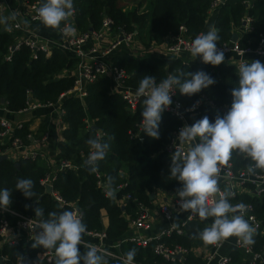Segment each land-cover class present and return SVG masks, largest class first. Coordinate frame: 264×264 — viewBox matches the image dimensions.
Listing matches in <instances>:
<instances>
[{"label": "trees", "instance_id": "trees-1", "mask_svg": "<svg viewBox=\"0 0 264 264\" xmlns=\"http://www.w3.org/2000/svg\"><path fill=\"white\" fill-rule=\"evenodd\" d=\"M39 1L40 5L45 0ZM122 0H73L74 27L79 32L96 31L101 27L104 18L112 20L111 33L115 34L119 28L127 33H135V39L148 51L152 44L159 45L167 37H174L184 28L187 37L194 38L203 32L208 17L211 0H130L131 8L124 9L126 3ZM129 3V2H127ZM251 17L254 20V32H241L237 44L240 48L248 46L255 48L264 36V0H224L218 8L214 19V27L220 37L217 46L228 43L233 33L238 34L243 18ZM63 24V22H62ZM61 24V25H62ZM18 31L8 32L0 26V105L2 100L6 109L11 113L27 108L28 103L37 101L40 104H59L63 111L62 122L64 127L57 142V153L53 160L57 164L60 160H69L75 169L51 170L45 161L38 155L31 159L21 157L16 160L4 159L0 161V190H11V207L22 214H29L40 221L47 219L50 212L60 213L72 211L74 206L80 213L82 223L87 230L103 231L107 242H119V253L126 258V253L135 248L137 250L135 262L142 264H179L177 261L162 259L154 252L156 243L162 242L169 246L179 245L194 250L205 245L200 239L193 238L194 233L203 230L207 225L198 216L187 222L186 235L171 233L159 241H150L145 247L130 241H121L130 234L129 224L141 212L139 205L146 208L153 207L150 195L157 190L176 194L181 184L169 175L171 156L164 149L169 142L171 133L178 126L179 121L164 112L159 124V139L144 136L142 142L131 137L129 132L137 130V124L142 120L143 103L131 112L118 92L112 91L111 79L102 76L84 86L83 98L77 92H71L75 87V76L72 74L77 68L78 59L68 51L59 47L51 49L49 56L36 49L31 50L22 45L11 51L15 45ZM9 57V59H7ZM113 65L123 69L126 78L124 84L138 89L139 81L143 76H154L156 82L166 78L169 73H195L204 71L216 81L215 84L203 89L191 97L182 95L175 89L174 98L185 108L192 107L199 96L205 93L213 102L214 107L206 113L191 116L195 122L208 116L214 122L216 116L224 115L219 108L231 107V90L238 86V68L235 64L221 63L218 66L204 64L201 60L185 61L173 58L166 61L162 57L146 54L143 57L111 55ZM46 121L33 134L40 137L48 131ZM105 134L103 140L109 144L104 160L98 163L100 170L105 174L108 186L109 177L112 178L111 188L115 191V198L106 196L96 185L94 173H89L85 166V158L89 151L87 140L95 138L96 132ZM30 122L22 123L20 128L13 131L24 144L29 145L27 137ZM4 148V145H0ZM234 172L254 164L245 154L233 150L228 161ZM53 171V189L58 192L63 203L56 201L50 193H45V187L40 181ZM255 173L264 174V170L256 169ZM19 179H31L34 182L32 199H26L22 192L15 189ZM120 186L119 189L117 187ZM249 192H240L234 197L229 196L232 205L240 203L252 205L247 211L259 220L264 219V190L254 195V186L247 183ZM130 199L120 202L124 196ZM38 201V203H37ZM25 205H28L26 208ZM43 209V217H35L34 209ZM105 212L107 224L104 225L101 213ZM0 214V219H1ZM10 225H14L17 218L7 215ZM263 222V221H262ZM264 223L255 231L252 244L254 252L263 253L264 257ZM33 240L22 245L4 243L0 247V255H7L3 264H16L18 258L25 256L37 264H55V257L50 263L37 258L41 248H32ZM81 252L87 247L78 245ZM54 251V250H53ZM55 252V251H54ZM114 252H116L114 250ZM228 264H251L239 250H232ZM108 264H122L118 258L105 257ZM201 255L189 253L186 264H200ZM264 264V263H263Z\"/></svg>", "mask_w": 264, "mask_h": 264}, {"label": "clouds", "instance_id": "clouds-1", "mask_svg": "<svg viewBox=\"0 0 264 264\" xmlns=\"http://www.w3.org/2000/svg\"><path fill=\"white\" fill-rule=\"evenodd\" d=\"M74 11L73 0H45L38 7L37 14L46 28L59 29L69 36L75 31L67 23ZM9 19H15V14L0 17V23ZM62 22L65 24L63 28ZM219 39L218 31L210 26L206 34L200 33L195 37L188 51L194 59L199 57L204 64L218 66L225 59L224 51L217 47ZM238 77V86L231 90L232 103L227 113L218 114L214 122L204 116L191 126H183L177 138L181 144H188L189 150L186 153L177 150L171 156L169 175L181 184L176 192L180 212H190V218L198 216L201 221L212 218L210 226L193 235L205 245L217 244L233 236L245 246L255 243V229L243 215L246 206L243 203L232 205L229 202L231 194L227 191L221 193L218 186L219 165L227 164L233 150L254 162L249 166L250 173L256 169L264 170V64L259 60L243 63L239 66ZM215 82L204 71L169 73L159 83L154 76H143L136 91L137 97H144L140 122L142 132L159 139L162 114L172 104L175 89L191 97ZM197 105L198 102L189 110H194ZM197 138L199 142L191 146ZM86 143L89 154L85 166L91 174L98 171V163L105 159L109 144L102 136L89 138ZM111 183L112 178L109 177L107 196L115 198ZM33 188L31 179H19L15 184V189L26 199L36 196ZM10 196L11 190H0V209H7L11 203ZM34 211L35 217H43L42 208L37 207ZM37 226L39 231L31 237L32 248L54 250L55 264H108L94 245L80 251L78 245H81L87 225L82 223L76 211L50 212L48 218L41 219ZM136 252L135 248L130 249L123 264H133Z\"/></svg>", "mask_w": 264, "mask_h": 264}, {"label": "built area", "instance_id": "built-area-1", "mask_svg": "<svg viewBox=\"0 0 264 264\" xmlns=\"http://www.w3.org/2000/svg\"><path fill=\"white\" fill-rule=\"evenodd\" d=\"M7 0H0V17L1 12L3 11V6ZM23 7V12L30 18L33 22H40L37 9L40 6L39 1L28 2L27 0H20ZM224 3V0H211L210 9L218 10V8ZM75 15V13H74ZM74 15L69 18L68 26L74 28V33L69 36H65L59 29L58 33L63 43V48L65 51L71 52L77 59L78 65L77 68L73 71L72 74L75 76V87L71 92H77L80 98H83L85 95L84 86L88 82H93L102 76H108L111 79L112 83V91L118 92L125 101L128 109L133 112L137 109L139 103H141L144 97H137L136 91L137 89L132 88L131 86H127L124 84V80L126 78V74L123 69H120L112 64L110 57L120 46H124L128 48L130 51L133 50V55L139 54L137 47H139V42L135 39V33H127L121 28L117 30L113 36H115L113 42L109 43V35H111V26L112 20L109 18H104L99 30L92 31L89 30L87 32H79L74 27ZM254 20L251 17L243 18V23L241 26V32H254ZM2 23H0L1 25ZM65 27V24L61 25V28ZM6 29V27H5ZM8 32L21 31L22 27L20 23L14 21L8 29ZM33 38H18L15 42V45L10 49L13 51L21 47L22 45L28 47L31 50L39 49L47 56L50 55L51 49L47 48L42 44L40 39L36 35H32ZM241 36V35H239ZM238 36V38H239ZM195 39L187 37L184 33V28L180 27V33L177 36L169 37V40L161 43L162 50L164 51V55L172 56L175 58L191 55L188 49L192 41ZM90 41H96V44H90ZM103 41H106V45L100 46ZM137 41L138 45H135ZM238 41V40H237ZM237 41L231 43H224L220 46H217L218 49L223 50L224 54L230 53L235 55L234 63L229 62L230 64H235L239 69V66L243 63H251L252 61L247 59L249 55H256L264 57V36H260V40L255 48L250 46L246 48H240L237 44ZM152 44L150 49L147 52H152L155 47L161 46ZM142 48L141 51L145 54L146 50L140 45ZM136 49V50H135ZM9 59V57H7ZM264 64V61L261 62ZM159 83V82H157ZM175 92L172 94V104L167 108L164 112L168 113L175 117L179 124L171 133L169 142L165 145L164 149L167 153H174L179 150L186 153L189 150L188 144H181L179 139L177 138L179 135L180 129L185 126H191L193 122L190 121L191 116L206 113L208 109L213 108L212 100L205 94L202 93L195 104L198 105L194 110L192 107L185 108L182 103L174 98ZM40 104L37 101H32L28 103L27 108L24 110H35L38 108H56L55 112H52L55 115L61 117L63 111L60 108V105L57 104ZM24 110L18 111L16 113H20ZM3 112V114H1ZM11 113L6 109L4 102L0 105V145H4V148H0V156L6 155L7 159L16 160L21 157H28L31 159L36 158L40 155L41 159L45 158V153L42 151V147L47 145L50 134L48 131L42 134L40 137L35 138L33 133H29L27 137L30 139V144L26 145L19 138L13 135L14 129H18L21 127L22 123L14 125L10 119L6 117V114ZM141 122V121H140ZM140 122L137 124V130L133 132H129L131 137H135L138 141L142 142L144 140L145 133L142 132ZM63 123V122H62ZM102 136L104 138L105 134L101 131L96 132V137ZM199 142V138L193 142L191 146H195V143ZM40 146V147H39ZM89 151L86 155L85 161L87 160ZM48 167H56V170H65V169H75L72 163L69 160H60L57 164L52 166V163L46 161ZM225 165V166H224ZM221 171L218 174V178L220 179V183L218 184L221 193L227 191L231 195L230 197H234L236 194L240 192H249V190L245 187V184L249 183L254 186V191L252 193L254 195H259L264 190V174L259 173H250L249 167L241 169L240 171L234 172L232 170L231 163L227 162V164L219 165ZM54 171V170H53ZM53 171L47 175L44 179L40 181L41 185L46 187L50 186L51 196L58 201L59 203H63L61 197L58 192L53 189V179L54 174ZM96 179V185L101 189V191L107 196L108 186L105 182V174L100 170L98 165V171L94 173ZM120 186L117 187L119 189ZM130 196H124L120 201L128 200ZM167 201L161 203L158 207V213L161 214L165 219L170 220L171 214L170 209H179V198L176 194L172 192H168ZM246 207L243 210L244 218L249 222L250 226L256 230L259 229L260 225L264 223V219L261 221L255 218L254 215L248 214L247 211L252 209V205L244 204ZM141 208V212L139 215L130 222L128 231L130 234L126 235L123 241H130L133 243H137L142 247H145L150 241H159L162 237L168 236L171 233H175L177 235H186L185 226L187 222L193 219L195 216H191V213L188 212L187 218L180 221L178 224H170L166 229H163L159 234H155L152 237H144L141 236L140 230H148L151 227L149 221V213L148 208L139 205ZM72 211H76L80 216L79 211L74 206ZM239 209L237 212L239 213ZM1 219H0V247L4 243L12 244V245H21V237L24 239V242L32 240L31 237H34L36 232L39 231L38 223L39 221L32 218L29 214H22L9 205L7 209H0ZM7 215L16 217L17 220L14 225H10ZM264 233V230H262ZM21 241V242H20ZM225 240L212 244L210 246H202L196 248L194 250L186 249L179 245L169 246L165 243L158 242L154 247V252L156 255L160 256L162 259L177 261L179 264H186V257L189 253L199 254L203 257V262L201 264H228L229 263V255L220 254V249L222 248V244ZM81 245L87 247L88 245H94L99 249L100 254H103L104 257L110 258H118L121 260L123 264L124 257L121 256V253L117 252L120 249V241L119 242H107V236L105 232L100 231H91L87 230L85 234L82 236ZM235 249L239 250L245 259L249 260L251 264H263L264 257L261 252H254L252 245H243L242 242L238 243V240H235L234 243ZM114 250L116 252H114ZM37 258L39 260H46L47 263H50L52 259L55 257V252L53 250H45L44 252H38ZM24 258H18L16 260V264H24ZM0 259L6 261L7 255H0ZM32 264H37V262H31ZM133 264H142L138 262H133Z\"/></svg>", "mask_w": 264, "mask_h": 264}, {"label": "crops", "instance_id": "crops-1", "mask_svg": "<svg viewBox=\"0 0 264 264\" xmlns=\"http://www.w3.org/2000/svg\"><path fill=\"white\" fill-rule=\"evenodd\" d=\"M13 14H15V19L6 20L0 26L1 27L5 26L6 29H8L14 21H17L18 23H20L22 27V30L18 31L19 38H22V39L23 38L24 39L33 38L32 35H36L40 39L42 44L46 46L47 48L52 49L54 47H59L64 50V48L62 47L63 43L58 33V29L46 28L41 22L31 21L30 18L25 14V12H23L22 3L20 0H7L6 3L4 4L3 11L1 12V17H11ZM216 14H217V10H212L208 12V17L205 23V27H204L203 32L201 33L206 34L210 26H214V19H215ZM237 32H238L237 34L238 36L241 35V29L238 30ZM114 38L115 36H113V33H111V35H109V43L113 42ZM167 40H169V37H167L164 40V42ZM93 43L96 44V41H90V44H93ZM106 43L108 42L103 41V43L100 46L102 47L106 45ZM135 45H138L137 41L135 42ZM140 45L141 44H139V47H137L139 54L133 55V50L130 51L128 48L124 46H120L117 50L114 51L113 55H121L124 57L131 56V57L139 58V57H143L146 54H153V55L162 57L166 61H169L175 58L172 56L164 55V51L162 50L163 44H161V46L155 47L152 52L146 51L145 54L141 51L140 48L142 47ZM178 58H181L185 61L201 60L199 57L194 59L191 55H185V56H181ZM247 59L251 61H254V60H259L260 62L264 61V57L256 56V55L254 56L249 55L247 56ZM233 60H236L235 55L226 53L223 63H229V62L234 63ZM56 107H58L57 104H56ZM55 109L56 108L50 109V108L45 107V108H38L35 110H24L20 113H13V114L7 113L6 114V117L10 119L14 125L19 124V123H24V122H30V130L33 134H36V131L41 125V122L43 120L46 121L47 130H49L51 134L49 136L47 145L46 146L44 145L42 147V151L45 153L46 161L52 163V166L55 165L53 158L55 154L57 153V147H56L57 142L60 139H62L61 131H62V128L64 127V124L61 121V117L52 113V112L56 113ZM1 114H3V112H1ZM42 160L45 161L44 159ZM46 166H48L47 163H46ZM51 170H56V167L55 166L52 167ZM218 181H220L219 178H218ZM152 195H153V199H152L153 207L148 208V213L150 216L149 221H150L151 227L148 230L139 231L140 235L144 237H152L155 234H159L163 229H166L170 224H178L180 221L186 219L187 218L186 216L188 215V212L182 213L180 212L179 209L171 208L170 209V214H171L170 220L165 219L161 214L158 213V207L161 203H164L167 201L166 199L168 196V191L157 190L153 192ZM229 215L231 216L232 214H229ZM101 218H102L103 224L106 225L107 218H106V214L104 211H102L101 213ZM205 223L207 226H210V224L212 223V218L205 220ZM236 239L237 238L233 236L225 240V242L222 244V248L220 249V254L228 255L232 250H234L235 249L234 243ZM21 241L20 242L22 245L24 243V239L22 237H21ZM198 255L199 254H197L196 256ZM202 262H203V257H202L201 263ZM211 264H214V263H211Z\"/></svg>", "mask_w": 264, "mask_h": 264}, {"label": "water", "instance_id": "water-1", "mask_svg": "<svg viewBox=\"0 0 264 264\" xmlns=\"http://www.w3.org/2000/svg\"><path fill=\"white\" fill-rule=\"evenodd\" d=\"M3 30H5V26L2 27V31H3ZM237 40H238V35H237V33H233L232 36H231V38H230V42H231V43H234V42H236ZM2 102H3V100H2ZM219 110H220L222 113H224V114H226L227 111H228L227 108H219ZM4 159H7V158H6V155H2V156H0V161H1V160H4ZM224 166H225V165H224ZM50 191H51V187H50V186H46V187H45V193H50ZM150 198L153 199V195H150ZM0 264H3L1 259H0ZM24 264H32V263H31V261H30L28 258H25Z\"/></svg>", "mask_w": 264, "mask_h": 264}, {"label": "rangeland", "instance_id": "rangeland-1", "mask_svg": "<svg viewBox=\"0 0 264 264\" xmlns=\"http://www.w3.org/2000/svg\"><path fill=\"white\" fill-rule=\"evenodd\" d=\"M129 2V3H127ZM131 2L130 0H122L121 3L125 4L126 3V6L124 7V9H130L132 6H131ZM74 23V21H73ZM221 181H218V184L220 183Z\"/></svg>", "mask_w": 264, "mask_h": 264}]
</instances>
